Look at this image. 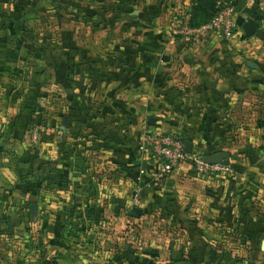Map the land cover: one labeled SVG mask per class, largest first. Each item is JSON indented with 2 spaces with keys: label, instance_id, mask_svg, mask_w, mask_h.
Wrapping results in <instances>:
<instances>
[{
  "label": "crops",
  "instance_id": "0c3cea01",
  "mask_svg": "<svg viewBox=\"0 0 264 264\" xmlns=\"http://www.w3.org/2000/svg\"><path fill=\"white\" fill-rule=\"evenodd\" d=\"M182 1L189 11L191 0ZM93 3L99 4V0H0V264H43L55 260L72 264H217L218 249L214 248V242L220 236L208 229L200 234L195 231L188 241L191 243L185 246L164 236V231L162 239L155 234L150 236L151 248L137 246L140 227L149 220L150 206L157 204L160 210H168V199L157 202L158 191L144 184L148 177L143 179L146 187L134 198L138 177L145 170L142 161L150 163L146 157L135 155L140 145L136 129L139 109L147 110L137 98H150L149 94L154 97L159 92L168 99L195 98L198 94L197 131L204 135V130L210 127L209 133L214 135L217 146H232L237 141L234 151L229 153L240 173L244 167L238 149H252L255 153L256 146L264 152V108L254 104V108L246 109L247 102L243 99L250 89H264L260 83L264 80L261 63L251 59L242 62L237 59L240 63H236L231 59V65L244 64L253 71L254 75L247 73L238 79L228 75L223 81L215 74L207 75V63L189 55L203 50L211 57L215 55L217 44L212 41L215 36L192 38L184 46L181 42L185 39L173 32L171 18L167 23L164 19L173 13L168 9L172 0H152L147 6L153 8L147 12L143 7L131 10L136 22L146 18L145 24L137 25L145 37L128 43L124 52L115 44L109 57L80 61L77 49H69L71 43L70 47L66 42L60 47L50 44L47 49L41 35L43 28L38 26L45 13H58V6H62L67 15L70 10L78 17H97L102 5ZM234 3L240 27L247 18H252L264 33V0ZM242 31L226 41L234 44L243 37L249 47L255 38L264 45V35L246 36ZM166 33L175 34L174 43L168 44L164 39ZM60 48L66 50L59 52ZM63 61L71 69L68 79L76 103L67 97L61 84L65 76L56 74ZM183 67L196 71L199 81L195 77L183 79L185 84L177 87L175 82H179L178 72L181 75ZM49 90L52 98L55 95V103L61 95L67 104L64 109L54 104V117L43 121L42 102ZM222 93L231 96V104L226 108L205 102L206 94L219 98ZM67 116L80 119L79 130L76 121H67ZM211 117L214 120L209 122ZM32 130L36 134L30 145L28 131ZM128 145L131 152L127 154L124 148ZM32 148L34 155L28 157ZM213 153L216 152L210 154ZM253 157L260 159L259 154ZM108 162L115 172H107ZM183 165L190 166L192 174L196 171L189 164ZM249 169L261 176L258 191L262 190L264 196V164L250 165ZM251 177L257 176L249 177L250 182H255ZM125 179L131 182L130 190L121 186ZM220 193L215 189L208 192L207 200L211 196L215 200L207 212L214 213L220 208ZM233 193L228 192L231 197ZM134 206L142 211L139 217L130 215ZM227 208V225L235 228L237 221L243 229L249 225L247 229L251 231L243 237L260 239L264 254V214L256 219L247 216L238 220L234 215L238 212L236 207L232 204ZM260 210L264 212V205ZM202 217L206 215L203 213ZM159 219L165 221L162 216Z\"/></svg>",
  "mask_w": 264,
  "mask_h": 264
},
{
  "label": "rangeland",
  "instance_id": "374dc122",
  "mask_svg": "<svg viewBox=\"0 0 264 264\" xmlns=\"http://www.w3.org/2000/svg\"><path fill=\"white\" fill-rule=\"evenodd\" d=\"M151 1L152 0H134V2L133 0H99V4L93 3L98 6L102 5L98 16H87L85 18L82 16L78 17V14L75 13L73 15L70 10L68 12L69 15H67L66 11H63L64 8L62 6H58V13H45L46 16L44 21H39L38 26L43 28L41 33L43 43L47 46V49L51 46L50 44L60 47L62 42H66L68 43V47H70L69 43H71V47L69 49H77L80 54V61L87 58L93 59L98 56L102 58L109 57L111 56V52H113L111 48H113L115 44H118L124 52V47H127L126 45H128V43L136 42L137 40L141 41L143 40V37H145V32H143V30L139 31L137 25L138 22L140 24H145L146 18H144V20L140 19L136 22V20H133L132 18L133 14H131V10L134 8L141 9V7H143L146 12L150 11L153 7H148L147 5H151L149 4ZM85 3L89 5L88 2ZM79 4V7L81 8L82 3L79 2ZM169 8H171V12L173 11V13H170L168 17L165 16L164 19L167 23L170 17L172 24H174L173 16L182 14L187 10L185 9V5L182 0H172V5H170L168 9ZM120 14L121 16H119ZM161 17L159 19H161ZM174 35L165 34L164 39L169 41L168 44L171 43L170 41L174 43V40H176V36ZM177 37L185 39L181 42L184 46L185 44H188L190 39L199 38H187L180 34ZM208 40L210 41L212 39L208 38ZM196 41V43H198L200 39ZM201 41L204 43V39H201ZM212 41H215L217 44L216 54L212 55V57L207 55V51L204 50L189 55V57L192 56L191 58L194 60L200 59V61L207 63V65H205L207 75L208 73L215 74L214 76L223 81V78H228V75L229 78L235 76L237 79L239 78V75L243 76V74L247 73L254 75L252 74L253 71L244 64H241L243 66L240 67H235L233 64L231 65V59L236 61V63H240L237 59L241 62L246 59L256 60L261 63L262 66L260 73L264 74V45L258 44L259 40L253 38V42H250L249 47L246 46L247 39L243 37L239 38L238 42L234 44L233 42L226 41L221 37H215V40ZM208 46L210 48V45L207 44V47ZM65 50L64 48H60L59 52H64ZM126 55L129 54L126 53ZM180 72L181 75L178 72V78L180 80L178 83L175 82L176 86L184 85L185 81L183 79L188 80L195 77V79L199 81L197 72H194L190 68L185 67L184 70L183 67ZM260 83L264 85V80ZM47 94V99L42 102L43 114H41V117L43 121H49L52 117H54V104L59 105L63 109L67 104L65 96L58 95L57 103H55V95L53 96L54 100L51 97L50 90ZM224 94L225 93L219 94V98L214 96L209 97L206 94L204 97L205 102H208L211 105L220 104V106H223L221 108H226V106L231 104V96L229 94V96ZM149 95H151L150 98L147 96L145 99L137 98L140 102L139 105H144V108H147V110L139 109L140 116L137 119L136 129L138 134H140V137H138L140 145H138L137 149L138 154L135 155L146 157L150 163H144V161H142L146 171L143 169L145 172L142 170L143 172L141 176L138 177V187L136 188L139 190L137 193L134 192V198L136 200L139 197H137V195H140L142 189L146 187L144 184L149 185V187L151 186L158 191L157 202H160L162 198L168 199L166 206L168 210H160L157 207L158 205L156 202V206H150L152 209H150L151 211L149 210L147 213L149 220H147L148 222H145V224L140 227L142 232H139L138 234L139 242H137V246L143 249L151 248L150 242L148 241L151 239L150 236L152 237V234H155L156 238L159 237L158 239H162V231L165 232L164 236H169L170 239L177 240L179 246H185L191 243L188 241L191 240L195 231L200 234V231L208 229L220 236V240H216L214 242V248L218 249V259L216 260L217 264H264V254L261 253L262 249L260 248V239L252 240L251 238L248 239L247 237H243V234L246 235L250 233L251 230L247 229L249 225H246L244 229L243 227H240V223H238V221L237 223L235 222V228L227 225L228 205L233 204L236 207L238 212L234 215L238 220H243V218L247 216H253L256 219L259 218L261 214H264V212L260 210L261 205H264V196L262 194V190L258 191V184L260 183L258 177L261 178V176L252 174L249 169L250 165L256 167L264 164V152L258 150V147L254 146L255 148H253V150L257 152L253 153L252 149H246L244 153H240V161L244 167L240 173L235 167L237 164L235 160L231 157L224 159L227 163H230L234 167L235 173L233 175H229L228 173L200 174L196 171L192 174L190 173V171L192 172L190 166H185L183 164L171 173L161 172L159 171L160 164L155 161L153 156L145 154L142 149L141 139L145 132L173 133L181 136L185 135L184 137L191 136L190 138L195 144L193 145L194 151L201 154L218 152V149L232 153L235 149L237 141H233L234 145L232 146H217L216 142L213 141L214 135L212 133H206V135L204 133V135H201L200 131H197L200 127L197 125V116H199V114H197L196 107L199 97L198 94L195 98H181L175 96L171 99L163 98L161 92L155 93L154 97H152L153 94ZM243 99L247 102V105L245 106L246 109H248L249 106L254 108L255 105L257 107L264 108V89H255V91L250 89L248 93H244ZM243 108L244 106L242 109ZM149 117H153V125L148 123ZM35 131H28V143L30 145L33 143V137L36 134ZM205 136H207V138ZM30 145L27 146L28 149L31 147ZM139 146L141 147L140 149ZM130 149L131 147L128 145L124 148V151L128 154L131 152ZM29 151H31V149ZM234 153H236V151ZM27 154L28 157L34 155V148H32V151ZM253 154H259L260 159L254 158ZM29 166H31L29 168L32 169L33 164L31 161H29ZM106 170L107 172H115L114 166L111 162H108ZM154 172H158V174H154ZM245 175L247 177H245ZM250 176H257V178L251 177V179L256 181L250 182ZM146 177H148V180L143 184V179ZM239 177L243 179L241 180ZM121 186L129 189V187H131L130 180L125 179ZM211 189H215V191L219 190V192H221V195H219L220 198H218L219 201H221V206H219L220 208L214 213L213 211L207 212V209H210V203L213 205V201L215 200L213 196H211V199L213 200H207L209 196L208 192H211ZM229 191L234 192L232 197L228 194ZM229 197L230 199L228 200ZM138 201L139 199L137 202ZM203 213L206 215V218L202 217ZM212 215L214 217L213 220L212 217L209 218ZM160 216H162L166 222L161 221L159 219ZM206 221L209 223H206ZM162 228H165V230ZM252 228L253 227H251V229ZM169 230L170 232L167 233ZM250 251L253 253L250 254ZM230 253L231 257H227V254ZM242 253L245 254L243 255ZM64 263L72 264L69 262ZM43 264L61 263L55 260L54 262L48 261Z\"/></svg>",
  "mask_w": 264,
  "mask_h": 264
},
{
  "label": "built area",
  "instance_id": "2783aa9c",
  "mask_svg": "<svg viewBox=\"0 0 264 264\" xmlns=\"http://www.w3.org/2000/svg\"><path fill=\"white\" fill-rule=\"evenodd\" d=\"M235 0H216V12L206 22L199 26H190V13L188 10L182 14L173 16L174 33L190 37H221L225 40H231L240 26L237 22V8ZM141 146L145 154L153 156L160 165L161 172L171 173L181 164L193 166L196 172L200 174H229L235 173L234 167L223 160L221 163L209 164L203 161V154L192 150L186 151L183 141L169 133L145 132L141 139ZM158 172H154V174ZM135 189V193L138 192ZM67 264V263H61ZM86 264H92L87 262Z\"/></svg>",
  "mask_w": 264,
  "mask_h": 264
},
{
  "label": "trees",
  "instance_id": "16d2710c",
  "mask_svg": "<svg viewBox=\"0 0 264 264\" xmlns=\"http://www.w3.org/2000/svg\"><path fill=\"white\" fill-rule=\"evenodd\" d=\"M191 2H192V5H191V7L189 9V13H190L189 25L192 26V27L199 26L202 23L208 21L214 15V13L216 12V0H191ZM70 72H71V69L67 68L66 63L64 61L61 62L60 65L58 66V68L56 69V74L57 75H59V76L64 75L65 78H66L65 80H63L61 82V84H62L64 90L66 91L67 97L70 100L75 101V103H76V100H75V97H74V92H73V90L71 88V85H70L69 79H68V74ZM66 119H67V121L69 119L76 121L77 128L79 130V128L81 127V121H80L79 118L67 116ZM213 120H214V117H211L209 122H212ZM210 131H211L210 127L206 128L204 130L205 133H209ZM76 132L78 133V131H76ZM77 133L74 134V135H77ZM171 135H173L176 138L184 141L180 136H178L176 134L172 133ZM103 139L105 140V138H103ZM189 140L193 142V140H191V139H189ZM245 151H246V149H238L237 150L238 153L245 152Z\"/></svg>",
  "mask_w": 264,
  "mask_h": 264
},
{
  "label": "water",
  "instance_id": "95a60500",
  "mask_svg": "<svg viewBox=\"0 0 264 264\" xmlns=\"http://www.w3.org/2000/svg\"><path fill=\"white\" fill-rule=\"evenodd\" d=\"M259 24L256 20L252 18H247L242 23V30L244 31L246 36L256 35L257 37L262 38L264 33L261 29L258 28ZM254 67V66H253ZM149 124L154 123L153 117H149L148 119ZM183 145L186 151L190 152L192 150V143L188 140L183 141ZM230 153L227 151H220L209 155H203L202 159L204 162L209 164L221 163L224 159L229 158ZM141 209L138 207H133L131 209L130 215L133 217H139L141 215Z\"/></svg>",
  "mask_w": 264,
  "mask_h": 264
},
{
  "label": "flooded vegetation",
  "instance_id": "af4514ba",
  "mask_svg": "<svg viewBox=\"0 0 264 264\" xmlns=\"http://www.w3.org/2000/svg\"><path fill=\"white\" fill-rule=\"evenodd\" d=\"M240 29H242V28H240ZM239 33H240V32L237 31V32L235 33V36H237ZM243 33H244V31H243ZM244 34H245V33H244ZM235 36H234V37H235ZM234 37H233V38H234ZM233 38H232V39H233Z\"/></svg>",
  "mask_w": 264,
  "mask_h": 264
}]
</instances>
